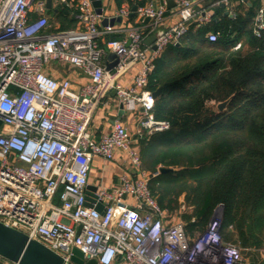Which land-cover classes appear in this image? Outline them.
I'll return each mask as SVG.
<instances>
[{
    "label": "built area",
    "instance_id": "built-area-1",
    "mask_svg": "<svg viewBox=\"0 0 264 264\" xmlns=\"http://www.w3.org/2000/svg\"><path fill=\"white\" fill-rule=\"evenodd\" d=\"M197 1L174 0L175 22L166 26L167 0H147L134 13L123 4L109 16L97 15L90 0H54L76 9L77 25L50 32L45 0H0V105L13 102L10 110H0V223L66 262L77 248L97 264H249L244 252L254 250L225 241L219 232L221 206L203 231L192 233L180 218L188 210L184 203L176 212L159 206L149 183L161 170L142 168L141 136L134 138L120 122L98 138L89 129L97 103L111 92L123 110L137 115L141 132L169 128L153 116L156 99L147 89L148 77L168 46L211 20V11ZM131 14L137 26L101 24L104 18L128 21ZM31 15L37 16L33 22ZM262 30L264 3L253 20L254 34ZM113 34L123 36L104 41ZM150 37L154 41L146 44ZM205 37L214 42L218 33ZM109 53L117 59L114 66ZM54 62L81 71L88 83L73 91L70 79H56L50 71ZM134 66L139 68L131 84L120 83ZM117 154L127 170L115 185L98 186L87 202L91 164L111 162ZM0 264L18 263L0 258Z\"/></svg>",
    "mask_w": 264,
    "mask_h": 264
},
{
    "label": "trees",
    "instance_id": "trees-1",
    "mask_svg": "<svg viewBox=\"0 0 264 264\" xmlns=\"http://www.w3.org/2000/svg\"><path fill=\"white\" fill-rule=\"evenodd\" d=\"M146 1L113 0L116 8L130 9ZM215 1L202 5L212 14L207 24L154 60L147 89L161 88L153 116L169 128L144 133L138 148L144 170H163L149 183L159 206L188 208L180 214L188 233L203 231L221 206L222 238L254 250L246 255L264 264V30L258 36L253 31L262 0ZM53 8L47 11L50 32L76 28L73 6L53 0ZM134 19H128L132 26ZM207 32L218 33L217 39L209 42ZM119 38L106 35L104 41ZM226 100L219 111L217 104Z\"/></svg>",
    "mask_w": 264,
    "mask_h": 264
},
{
    "label": "crops",
    "instance_id": "crops-1",
    "mask_svg": "<svg viewBox=\"0 0 264 264\" xmlns=\"http://www.w3.org/2000/svg\"><path fill=\"white\" fill-rule=\"evenodd\" d=\"M208 0H198L197 6L202 8L203 4L207 2ZM264 3V0H262L261 5ZM103 5L106 6L105 15L109 16L111 15L115 10V4L113 0H105ZM48 11V10H47ZM47 16L51 22V15L47 13ZM175 22V16H174V10L171 8L169 9V12L167 13V18L165 21V25L169 26ZM137 22L133 21V24L137 26ZM114 26L116 28H124L128 26H132L129 24L128 21L121 20L119 23H114ZM51 28L48 30L50 31ZM120 37H122V34H118ZM149 49H152V46L149 47ZM108 59V55H107ZM113 62H115V58L111 59ZM138 66H134L130 69L129 72L125 73L119 78L120 83L123 85H130L132 82V78L135 75V73L138 71ZM52 74L56 79H59L61 77H67L70 79L72 84V90L75 92H79L84 85L88 83L87 77L79 70L72 68L69 65L64 64H58L57 62L52 63L51 70ZM120 111V103L116 99L114 93H109V95L97 103L93 117L89 124V129L93 133V136L95 138H98L101 134L107 133L111 130L113 124L115 122L122 123L128 130V132L133 136L134 138H138L139 136H143V131L141 132L139 130V127L137 125V115L127 112L123 110V113L119 114ZM127 170V166L123 159L121 158V155L117 154L115 160L111 162H106L104 160L96 159L90 167L89 170V176H88V187L91 189H88V193L92 194L95 192L96 188L98 186H113L117 183L118 177ZM94 189V190H92ZM264 250V249H263ZM247 252H244V255H246ZM260 254V253H259ZM261 255V254H260ZM264 256V255H261ZM251 257H248V260L250 261Z\"/></svg>",
    "mask_w": 264,
    "mask_h": 264
},
{
    "label": "water",
    "instance_id": "water-1",
    "mask_svg": "<svg viewBox=\"0 0 264 264\" xmlns=\"http://www.w3.org/2000/svg\"><path fill=\"white\" fill-rule=\"evenodd\" d=\"M94 12L97 15H102L103 11H105V6L103 5V0H90ZM168 8H174L175 2L174 0H167ZM45 8L49 11L53 10V0H45ZM137 7L134 6L132 8V13L136 11ZM132 17V14L129 18ZM147 21V19H146ZM121 22V18L116 19H107L104 18L101 22L102 26L114 25V23ZM154 41V37H150L146 44H150ZM154 50L155 47H152ZM115 58V62L113 66L116 64L117 59L114 54L109 53L108 59ZM108 70H111V66H108ZM161 93V88H158L153 92V97L157 99ZM217 104V109L219 111L223 110L226 106L227 102ZM123 113V106L120 105L119 114ZM163 172V170H161ZM88 189H91L88 187ZM94 190V189H92ZM91 194L87 192L86 200L87 202H91L90 198ZM98 211H101L102 205L98 204L96 206ZM250 209L247 210L249 212ZM250 227L247 225V230ZM71 257L68 262H66L61 256L57 255L42 243L36 240H30L24 233L17 231L15 229L9 228L2 223H0V258L7 262L18 263V264H97L95 259H85L82 252H80L77 248H73L71 250ZM249 264H254L253 259L250 258Z\"/></svg>",
    "mask_w": 264,
    "mask_h": 264
},
{
    "label": "clouds",
    "instance_id": "clouds-1",
    "mask_svg": "<svg viewBox=\"0 0 264 264\" xmlns=\"http://www.w3.org/2000/svg\"><path fill=\"white\" fill-rule=\"evenodd\" d=\"M44 21H40L37 25L33 26L34 28H38L41 24H43ZM33 29H28V34H31ZM12 103L11 101H9L8 103H5L3 105H0V110L2 111H8L12 108ZM105 255L107 256V253H105Z\"/></svg>",
    "mask_w": 264,
    "mask_h": 264
},
{
    "label": "rangeland",
    "instance_id": "rangeland-1",
    "mask_svg": "<svg viewBox=\"0 0 264 264\" xmlns=\"http://www.w3.org/2000/svg\"><path fill=\"white\" fill-rule=\"evenodd\" d=\"M212 104H214V103H210V105H212ZM183 200V198L182 197H180L179 198V201H182Z\"/></svg>",
    "mask_w": 264,
    "mask_h": 264
}]
</instances>
